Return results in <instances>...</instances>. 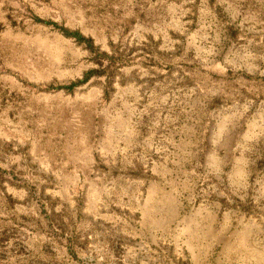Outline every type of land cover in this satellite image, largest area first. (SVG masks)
<instances>
[{"label":"rangeland","instance_id":"obj_1","mask_svg":"<svg viewBox=\"0 0 264 264\" xmlns=\"http://www.w3.org/2000/svg\"><path fill=\"white\" fill-rule=\"evenodd\" d=\"M0 264H264V0H0Z\"/></svg>","mask_w":264,"mask_h":264}]
</instances>
